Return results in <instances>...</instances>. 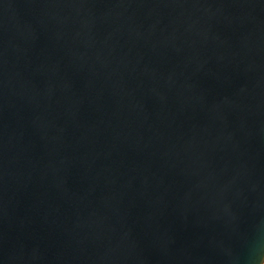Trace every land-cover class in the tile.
Here are the masks:
<instances>
[{
  "label": "water",
  "instance_id": "obj_1",
  "mask_svg": "<svg viewBox=\"0 0 264 264\" xmlns=\"http://www.w3.org/2000/svg\"><path fill=\"white\" fill-rule=\"evenodd\" d=\"M0 264H264V0H0Z\"/></svg>",
  "mask_w": 264,
  "mask_h": 264
}]
</instances>
